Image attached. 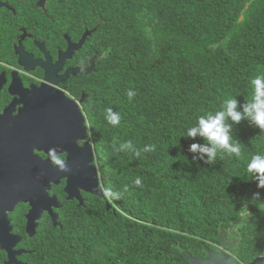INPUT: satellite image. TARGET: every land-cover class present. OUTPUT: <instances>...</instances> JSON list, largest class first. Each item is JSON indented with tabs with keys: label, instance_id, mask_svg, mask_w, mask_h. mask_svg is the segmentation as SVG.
I'll return each instance as SVG.
<instances>
[{
	"label": "trees",
	"instance_id": "trees-1",
	"mask_svg": "<svg viewBox=\"0 0 264 264\" xmlns=\"http://www.w3.org/2000/svg\"><path fill=\"white\" fill-rule=\"evenodd\" d=\"M78 7L100 22L98 72L85 87L96 163L106 188L129 190L110 200V211L94 205L69 214L28 264H192L187 256H206L231 238L242 262L264 264V188L247 172L251 156L264 154V132L247 120L233 125L241 156L218 154L215 164L194 160L190 145L206 141L186 137L225 99L242 106L251 98V80L264 74V0H78ZM108 108L120 114L118 126L106 119ZM127 141L139 157L114 150ZM150 144L154 152L142 151Z\"/></svg>",
	"mask_w": 264,
	"mask_h": 264
},
{
	"label": "flooded vegetation",
	"instance_id": "flooded-vegetation-1",
	"mask_svg": "<svg viewBox=\"0 0 264 264\" xmlns=\"http://www.w3.org/2000/svg\"><path fill=\"white\" fill-rule=\"evenodd\" d=\"M99 24L80 11L78 0H0L2 264H28L47 235L61 232L69 214L94 205L107 211L113 207L108 208L100 167L91 158L96 145L85 107L91 97L86 84L98 72L94 41ZM48 85L79 105L87 118L85 134L79 127H68L64 131L74 133L63 135L59 120L47 119L42 90ZM50 148L64 156L70 172L50 162ZM235 246L237 239H225L212 251L222 250L237 264H245L230 250ZM206 251V256L197 257L205 260L211 250Z\"/></svg>",
	"mask_w": 264,
	"mask_h": 264
},
{
	"label": "clouds",
	"instance_id": "clouds-1",
	"mask_svg": "<svg viewBox=\"0 0 264 264\" xmlns=\"http://www.w3.org/2000/svg\"><path fill=\"white\" fill-rule=\"evenodd\" d=\"M253 92L251 98H246V102L241 106L236 97H229L224 100L221 109L215 112H207L198 117L197 123L187 129L186 137L195 140L197 137L206 141L204 144L192 143L189 151L192 152L194 160H203L205 164H215L218 154H226L229 157L241 156V142L234 140L233 125L247 120L250 125L257 127L264 132V74L257 75L251 80ZM129 100L136 93L132 90L127 92ZM242 107V111L240 108ZM106 119L113 126H118L121 120L119 113L112 108L106 109ZM115 151L129 150L139 157L141 149L135 148L131 141L124 142L119 148L113 144ZM144 152H154L155 145H146ZM206 157V159H205ZM50 162L61 172H70L64 156L56 148L48 151ZM247 172L258 181V187L264 188V154L256 153L251 156L247 164ZM137 187H143L142 178L134 180ZM129 190L125 185L123 191H113L110 188H102L103 196L109 200H118L123 196V192ZM255 196L258 198L259 193Z\"/></svg>",
	"mask_w": 264,
	"mask_h": 264
},
{
	"label": "water",
	"instance_id": "water-1",
	"mask_svg": "<svg viewBox=\"0 0 264 264\" xmlns=\"http://www.w3.org/2000/svg\"><path fill=\"white\" fill-rule=\"evenodd\" d=\"M42 93L46 95V104H47V119L59 120L57 125H62V134H71L74 132L64 131L68 127H79V132L85 134L87 126V118L83 114L82 109L76 104L73 100L70 102L67 99L65 93L59 89H56L52 86H47L46 89L43 88ZM62 122V124L60 123ZM64 138V136H63ZM96 147H93L91 158L96 161ZM73 167V166H72ZM97 170V167H93ZM95 171V170H94ZM96 195H101L100 192L93 189H88ZM112 205L108 203V208H111ZM247 218V217H246ZM54 221L56 218L54 217ZM0 232L3 233V228H0ZM1 243L4 242V239L1 240ZM209 256L204 260L198 257L193 258L187 256V260L192 262V264H237L236 260L232 256H226L222 250L218 251H209ZM262 262L261 258H256L251 264H260ZM4 264H24L22 262H17L15 260H10Z\"/></svg>",
	"mask_w": 264,
	"mask_h": 264
}]
</instances>
